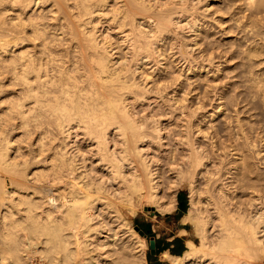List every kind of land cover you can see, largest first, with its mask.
<instances>
[{"label":"bare ground","instance_id":"6f19581e","mask_svg":"<svg viewBox=\"0 0 264 264\" xmlns=\"http://www.w3.org/2000/svg\"><path fill=\"white\" fill-rule=\"evenodd\" d=\"M10 1L14 4L17 1L23 3L22 10L19 11L21 13H18L20 16L28 13L34 6L50 2L53 4L51 6H57V11L54 12L59 15L55 16L56 19L54 17L57 22L52 26L39 11L26 15V19L18 15V21H21L18 25L11 22L12 25L7 28L0 27L2 34L8 37L4 42H0L1 54H7V51L11 50V55L5 59L9 63L6 64L3 59L0 69L5 63L7 67L4 66L6 69L2 70L14 81L11 82L14 83L13 87H19L15 97L10 98L14 102L8 99L10 107L7 105L8 109H1L0 112V176L4 175L10 181L7 183L0 180V221L4 225L0 264H30L27 261L29 256H25L40 243L44 248L41 256L50 257V263L52 261L54 264H146L145 244L131 227V236L133 239L138 237L137 240L131 239L128 248L114 259L115 262H109L111 254L106 250L108 245L103 240L104 237L110 238L106 233L112 232L111 236L116 242L118 238L130 234L125 231L127 225L109 226L98 210L100 207V210H107L106 218H110V221L116 218L115 220L119 221L122 215L120 209L115 206V200L122 201V205L128 203L124 205L133 212L142 198H147L148 203L151 201L157 205L161 214L171 210L169 206L161 203V182L156 175L158 171L151 168L153 161L157 160L148 158L149 154L144 155L149 150L146 145H152L156 141L153 136L160 140L156 141L157 145L161 148L163 146V115H140L137 113L139 110H134L132 104L149 100V107L152 103L166 102L167 90L172 88L173 96L170 101H173V105L184 111L188 107L183 99L184 95L181 97L182 93L179 94L181 77L169 78L163 73L168 68L163 62L165 63L169 56L165 44L170 36H174L170 37V48L175 52L170 56H176L179 63L183 61V65L188 67L187 71L205 69L204 61H207L209 67L214 65L212 53L207 54L206 59L203 60V57L200 60L203 62H198L197 58V62L189 59L188 52L193 51L194 47L191 43L184 42L185 38L181 39V34L179 35L180 31L186 29L195 34L199 30V18L191 9L194 4L200 5L204 0H189L193 5L191 9L189 7L192 5H187L188 0ZM69 8L75 10V13L71 10L70 15ZM3 10L7 11L8 8ZM98 16L104 17V22L108 24L105 29L108 33L103 39L96 34L95 26V31L86 30L87 26L93 24L94 17ZM51 28L58 29V36L66 38L65 46L56 43L52 36H49L48 31ZM109 31L123 35L120 37L124 47L123 55L121 53L120 56H115L120 50H115L118 47L110 43ZM99 35H103V32ZM194 45L197 46V43ZM216 51L218 52V48ZM3 71L0 73V88H5L1 78L6 75H2ZM138 72L143 77L142 85L135 77ZM150 83L152 85H149ZM179 95L181 98L177 97ZM16 119L21 122L18 131L23 133L18 138L30 136L36 142L32 141L34 149L29 153L34 156L33 162L31 158L21 159L20 155L25 153L21 152L22 146H12L18 143L17 139L13 141V131H8V127H12L11 121ZM150 121L155 122V125L151 122L153 129L148 126ZM149 128L154 132L153 136L148 134ZM188 131L189 129L186 133ZM30 137L27 142L31 144L29 141L33 139ZM180 138L176 139L177 144L183 146L186 144L183 140H186L192 149L183 153L181 159L178 158L181 167L175 172V176L180 181L186 177L182 175L185 173L183 166L187 165L185 174L190 176V184L193 187L197 175L206 168L210 154L199 150L200 145L196 147L188 134ZM27 142L24 143L27 145ZM29 145L24 148L29 150ZM13 147L16 149L12 151ZM238 148L236 151L239 153L236 154L242 153L241 148ZM242 155V162L234 167L237 171L235 175L230 176L232 172L227 171L228 177L233 181L230 179L228 183V180L222 183V177L218 178L220 174L216 175V178L215 175L206 178L208 186L209 182L216 181L213 186L221 193V196L217 193L220 197L224 195L223 199H214V191L211 194V190H206L210 195L203 199V192L197 194L199 191L194 190L196 186L190 188L197 196L190 202L191 208L183 221L196 225L200 243L188 241L186 251L180 256L165 252V260L171 264H238L241 257L264 254V184L244 183L253 173V168L249 162L251 154ZM256 155L260 156L259 153ZM174 157L176 156L173 155L172 158ZM177 161L175 160L176 164ZM39 164L44 166V169L40 170L39 167V171H36L35 168ZM173 166L170 167L171 170L177 169ZM231 186L235 187L232 188L235 191L236 188L247 190L248 198L230 199L229 196L228 200L227 191ZM39 208L42 211L36 213ZM193 208L198 209V214L194 215ZM210 208H213L214 212L210 211ZM211 214H214V221L217 228L219 227L215 235H212L211 226L209 227L213 221ZM22 231L27 233L26 236H29L31 241L25 244L21 242ZM39 231L45 235V240L37 244L35 236L40 234ZM85 237L90 238V241L84 242L85 251H94L95 254L89 260L83 259L79 262L71 246L79 244ZM97 250L101 253H96ZM94 255L97 258H94Z\"/></svg>","mask_w":264,"mask_h":264},{"label":"rangeland","instance_id":"374dc122","mask_svg":"<svg viewBox=\"0 0 264 264\" xmlns=\"http://www.w3.org/2000/svg\"><path fill=\"white\" fill-rule=\"evenodd\" d=\"M162 1H165V0H162ZM0 3H3V5L0 4V27L7 28V26H11L13 22H14L13 25L20 24L21 21H18V15H19L18 13H21L19 11L22 10L23 3H21V1H17L14 4L10 0H3ZM200 3L202 4V5L200 4L201 6L194 4V7H195L194 8L192 3L190 4L189 0L187 2V5H190V6L192 5L191 7H189V9L193 7V9H191V12L194 10L195 12L194 15H196L199 18V23H198L200 24L199 30L196 31V34H195V32H192V31H189V29H186V30L180 31L179 35L181 34L180 35L181 39L185 38L183 40L184 42L188 44L191 43V46L194 47L193 51L190 50L188 52L189 59L193 61L195 60L196 62L198 61L197 59H199L198 62H203L200 60H202L203 57H204L203 60L206 59L205 57H208V55L212 53V57H214V61H215V62L213 61L214 65L212 67H209L207 66V63H206L207 61H204L205 69L202 68L201 70L198 69L197 71H195V69L194 71L193 70L187 71L188 67H186V64L183 65V61L180 62L181 63L180 64L176 56L175 58H173L174 56L171 57L173 53L175 52V51L172 52L173 50L170 48L171 47L170 42H172L171 38L174 36L172 37L170 36L171 38L169 37L168 40L166 41L169 44L167 43L165 44L166 49L169 52V56L166 61L164 60L165 63L163 62V65L168 67L166 68V70L163 71V73L167 74L169 78L171 77L173 78L174 76L181 77L182 80L181 79L180 80H181L182 85H181V90L179 94L181 95L182 93L181 97H183L184 95L183 99H185L186 106L188 107L184 111L178 108V106L173 105V101L172 102L170 101L171 96H173V92L171 91L172 88L167 90V93H166L167 95H165L166 96L165 101L167 100L166 102L152 103V106H149L150 108L148 107L149 100H143V101L140 100L141 102L137 101L138 103L135 102L136 104H132L133 105L132 107L134 108V110L136 111L139 110L140 113L139 112L137 113L140 115H143L146 113L163 115L162 125L163 127L165 126L164 130L162 131L163 140H164V141L162 140L163 146L161 148L160 146L157 145L156 141L158 140V138L156 134H155L156 137L153 136L154 132L150 129L152 126L151 124L152 121H150L148 125L150 127L148 134L149 135L152 134L153 138H156V141L153 140L154 142L152 143V145L145 143L147 144L146 146L148 147L149 150L146 149L148 152L146 151L144 155L147 156V154H149L148 158L153 157L154 160L155 159L157 160V161H153V163L151 160V163H152L151 168L153 170L157 169L156 171H158L156 175H158L157 177H159V180L161 182V188L159 189V193H160L159 195L162 196L161 203H164V205L169 206L171 210L168 213L161 214V212H159L157 209V205H155L151 201L148 203V201L146 200L147 198H142L139 200V202H137V205L139 206H135L134 207L135 210L133 212H130L129 209L127 208L128 206L124 205V204L127 205L128 203H124L123 204L124 206H123L122 204H120V202L122 201L115 200V206H117L120 209L122 216L119 221H116L115 220L116 218H113V221H110V218L105 217V212L107 210L106 211L100 210L101 209L100 207L98 210V213L102 215V217L109 224V226L114 227L116 224H120L123 226L127 225L126 227L127 230L125 231H127L130 234L127 237L122 236L120 239L118 238L116 242L115 241L116 239H114V237L111 236L112 232L108 231V233H106L108 236H110V238L107 239V237H104L103 240H105L106 244L108 245L106 247V250L108 251V253L111 254V257L109 258V262L112 260L111 263L115 262L114 259H116L119 254L123 253L124 250L128 248L129 241L133 239V236H131V232L129 231V228L131 227L135 235H137L139 239L141 238V240H143L145 244L144 261L147 264L146 258L150 250V240H151L150 236L151 235L150 234L149 236L143 235L142 232L139 230V227H142L144 229V232H146V229L148 228V224L146 222L153 221V223L156 225L154 234L161 233V232L168 231V230L174 231V228H169L168 223L163 221L166 218V216L172 213L173 211H175L176 207L182 210L180 207V204L183 201L187 203V208L186 210H182V211H184L187 214L191 208L190 202H192V200L196 198L197 194L203 192L202 193V196L204 195L203 199H205L206 196L209 197L210 194L208 195L206 190H209L208 192H210L211 190V194H212V191H214V193L212 194L214 196V199H216L217 197H220L221 193L217 192L218 189L217 188L215 189V187L213 186L215 185L214 183L216 181L214 183L209 182L212 187L210 188V185L209 186L206 185L207 184L206 178L210 177L211 175L213 176L215 175V178H216L218 174H220L221 176L219 175L218 178L222 177L221 178L222 183L225 182L226 180H228L226 181V183H228L230 179L231 181H233L232 178L228 177V172L230 171L232 172L230 173V176L235 175L237 171H236V168L234 167L238 166V164L242 162V159H243L242 156H244L242 155L243 153L248 156L251 154V156H249V162L251 165L250 167L253 168V171H252L253 173L251 174V176L248 177L249 180L247 179V181H245L244 183L246 182L255 183L256 182L257 184H264V0H253V1L252 0L251 1L250 0H204V2H200ZM51 5H53L52 2H50L49 4L34 6L31 10L28 11V13L25 12L23 15L21 16L19 15V16L22 18L23 16L25 17L26 15H30L33 12L37 13L40 11V14H42L45 21L48 23H51V26H52L56 24L55 22L57 21H55L56 19L55 16L56 15L58 16L59 14L55 13L57 11V6L55 7ZM3 8H8V10L5 11L3 10ZM63 10H65L64 7H63ZM68 10L70 12V15L72 12L75 13V10H72L70 8ZM61 15H63V13ZM11 19H14V20L11 21ZM93 21H94L93 24H91L90 26H87L88 29L86 30L95 31L94 28L96 27L95 28L96 34L98 33V37L102 36L99 38L103 39L104 35L108 33V31L105 30L108 27V24L104 22L105 18L102 16H98V17H94ZM216 23L218 25H216ZM55 30L51 28L48 31L49 36H52V39H54L56 43L58 44L62 43V45L65 46L66 38L64 39V38H61L60 35L58 36V33H59L57 32L58 29L56 31ZM100 31L103 32V35H99V33L101 34ZM109 33H110L109 34L110 43L114 44L113 46L116 45L115 47H118V49H115V50L117 51L120 50L118 51V53L119 52L120 53L119 54L115 53V56L117 55L120 56L121 53H122L121 55H123L124 52L122 51H124L123 50L124 47L122 45V41L120 38L123 35L121 33L119 34L116 33V31H113V32L109 31ZM7 38L8 37L2 34V32L0 31V42H4ZM102 39H100L101 42L103 41ZM194 41L197 43V46L194 45L196 44ZM192 42H194L193 45H192ZM207 42L208 43L211 42V43L208 44ZM204 48L205 50L203 51ZM217 48H218V52L216 51ZM13 51H15V48H13ZM10 52L11 50L7 51V54L6 53L1 54L2 52L0 51V62L4 59L3 61L4 62L6 61L5 63L8 64L9 62L5 59H7L11 55ZM4 64H2L3 70L6 69L4 68V66L7 67ZM218 65L219 67L217 68ZM2 69H0V73L3 71ZM188 72H190V74H188ZM4 74L8 75V76L5 75V78L1 77L4 87L7 90L3 87L0 88V94H1L0 95V106L5 105L6 107L5 106L0 107V112H2L1 109L2 110L8 109V106H9L8 103L14 102V100L11 101L10 98L12 99L13 97H15L16 91L19 88L17 85L16 87L15 85L13 87L14 83H11V82H14V81L11 80V78L9 77L10 75L7 74V72L2 73L3 76ZM135 77L138 83H141L142 85L143 77L141 73L139 74L138 72ZM149 85H152V84L150 83ZM180 95L177 97H180ZM8 99L10 100V102ZM2 101H4V103H1ZM168 102L171 103V105ZM158 106L160 107V109ZM149 110L152 112H150ZM190 110H192V112ZM191 113H194V114L191 115ZM152 123L155 125V122H152ZM11 125L13 126L12 127L7 126L10 129V130L8 129V131H13L11 133L12 134L11 137L13 138V141L17 139L16 143H18V144H13L12 146L16 148H19V147L21 148L22 146L21 149L23 150H21V152H25V153H22L23 155H20L21 159L31 160L34 156L29 155V153L30 151H33L34 149V147H32L34 138L30 136H27V137L22 136L21 138H18L19 136L23 134L21 133L22 131L21 132L18 131L19 127L21 126L20 120L18 119L12 120ZM154 125L152 126V129L154 128ZM14 127L16 130L13 129ZM186 128L189 129L188 133H186L187 132ZM151 131L152 133H150ZM187 134L191 137L196 147L200 145L199 148L200 147L201 148L199 150L204 151L206 153L208 152V155L210 154L209 159L206 164V168L204 170L202 169L203 171L201 170L200 173L197 175V178L194 180L193 187L196 186L194 190L197 189L199 191V192L197 191L198 192L197 194L196 192L191 190L193 187L190 184L191 182L190 176L185 174L187 173L186 171L188 170L187 165L183 166V169H184L183 171L185 173L183 172L184 174L182 175L183 177L184 176L186 177L182 178L180 181V179H178L175 176L176 175L175 172H178V170L181 167V161L179 160L183 156V153L188 152V150L192 149V147L188 145L187 142H185L186 140H183V143L187 144V146H185L186 144L183 145L185 147L176 143L178 142L177 140L180 137H185ZM28 137L33 139V140L30 139L31 141H29L31 142V144L27 142V140H29ZM58 138L61 140L60 137ZM18 139L20 143L18 142ZM25 141L28 143L27 145L30 144L29 150L25 149L28 147L24 143ZM161 142H158V144L160 145ZM245 142L247 143L245 144ZM146 146L145 148H147ZM237 146L241 148L242 153L236 154L238 152L236 151L237 150L236 148H238ZM248 146L249 147L251 146V147L249 148ZM14 147L12 148V151L16 149ZM26 150H28V152ZM26 152L28 153V155H26L27 154ZM256 152H258L260 156H257L256 154L258 153ZM174 153L177 155H175ZM173 155L176 157L172 158ZM24 156H28V158ZM178 158L180 159L178 160ZM33 160L34 159H32L31 161L33 162ZM175 160L176 161L178 160L177 162L180 163L179 166H177L178 163L176 164ZM36 165L34 166L36 167ZM40 165L41 164H39V166L35 168L36 171L40 168H41L40 170L44 169V166L42 165L40 166ZM172 166L177 169L171 170L170 167ZM211 170L214 172H212ZM223 175L225 176V178H223L224 177ZM1 179L7 183H10V181L4 175L0 176V180ZM204 188H208V189H204ZM232 188L235 189V187L231 186V189H230L231 193H230V190L227 191L229 192L228 197H227V193L225 192L226 194L225 196L228 198V200H229V196H230V199H232L233 197L234 198L239 197V199H242V200H245L246 197L248 198L247 190L243 191V189L238 190L236 188V191H235ZM232 190L236 193H233ZM217 193L218 194L220 193L219 194L220 196ZM192 194H194V197ZM223 196L220 198L223 199ZM39 210L42 211V209L39 208L36 210V213L37 212L40 213L41 211L39 212ZM197 211L198 209L193 208L194 215L198 214ZM210 211L214 212L213 208H210ZM213 216L214 214H211L213 221L211 222L212 225H209V227L211 226L210 232L211 233L213 232L212 235H215L218 233L219 227L217 228L216 222L214 221L215 216L214 218ZM111 222H114V223L111 224ZM1 225H0V243L4 241L3 240L4 239V235H3L4 225L3 223ZM190 230L192 234H195L197 236V238H195L196 244H199L201 239L196 229V225L191 223ZM41 232L42 231L38 232V234L40 233L39 235H36V236L34 235L35 237H37L35 238L36 243L41 242L42 240H45V235H43ZM21 234H22L21 242L23 244L31 241V239L29 240V236H26L27 235L26 232L22 231ZM106 234L104 235L106 236ZM25 236L27 237V239ZM137 238L135 237V239L133 240L136 241ZM85 241H90V238L89 237L87 238L85 237L84 239L82 238L79 241V244H74L71 246V249L76 252L75 257L78 258L79 262H81L83 259L89 260V258L92 257L93 254H95L94 251H91V252L85 251V247H84ZM123 242H127L126 243L127 246L123 245L122 244ZM0 245H2V243ZM38 245L34 247L33 249H31L30 252L28 251L27 256H25L26 258L29 256L27 258V261L30 264L31 263L33 264H54L52 261L50 263V259H49L50 257L48 258L47 256H45L46 258L45 260V258H43L44 256L43 257L41 256L42 255L41 253L43 252L42 250L43 245H41V243ZM96 253H101V252L97 250ZM263 255L264 254L257 255L256 257L255 256L241 257L238 264H264ZM93 257L97 258L96 255H94ZM30 260L33 262H31ZM167 264H171V263H167Z\"/></svg>","mask_w":264,"mask_h":264},{"label":"crops","instance_id":"0c3cea01","mask_svg":"<svg viewBox=\"0 0 264 264\" xmlns=\"http://www.w3.org/2000/svg\"><path fill=\"white\" fill-rule=\"evenodd\" d=\"M186 213L178 207L175 211L166 216L163 220L168 223L169 228H174V231H164L154 234L156 225L153 221H147L149 233L151 236L150 250L146 258L147 264H167L168 260L163 258V254L168 252L173 256L182 255L187 249V242L193 241L196 243L197 236L191 233V223H184L183 218ZM149 234L147 236H149ZM155 241V253H152L151 241Z\"/></svg>","mask_w":264,"mask_h":264},{"label":"water","instance_id":"95a60500","mask_svg":"<svg viewBox=\"0 0 264 264\" xmlns=\"http://www.w3.org/2000/svg\"><path fill=\"white\" fill-rule=\"evenodd\" d=\"M180 207L182 210H186L187 203L185 201L181 202ZM151 247H152V253H155V241L154 240L151 241Z\"/></svg>","mask_w":264,"mask_h":264},{"label":"trees","instance_id":"16d2710c","mask_svg":"<svg viewBox=\"0 0 264 264\" xmlns=\"http://www.w3.org/2000/svg\"><path fill=\"white\" fill-rule=\"evenodd\" d=\"M139 230L142 232L143 235H148L151 232V229H146V232H144V229L142 227H139Z\"/></svg>","mask_w":264,"mask_h":264}]
</instances>
